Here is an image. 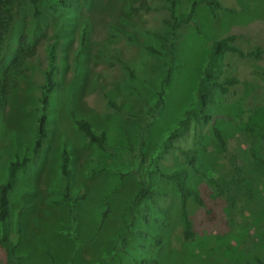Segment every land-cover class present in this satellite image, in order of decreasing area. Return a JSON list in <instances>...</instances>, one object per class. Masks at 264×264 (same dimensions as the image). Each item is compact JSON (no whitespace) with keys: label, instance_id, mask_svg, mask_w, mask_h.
<instances>
[{"label":"rangeland","instance_id":"rangeland-1","mask_svg":"<svg viewBox=\"0 0 264 264\" xmlns=\"http://www.w3.org/2000/svg\"><path fill=\"white\" fill-rule=\"evenodd\" d=\"M218 1L233 12L216 10L212 18L199 3L192 19L176 31L164 106L148 126L144 162L139 167L193 99L212 40L234 33V46L244 52L260 48L261 57L226 53L225 71L239 82L207 108L214 117L201 128L203 148L191 143L190 127L173 141L193 149L196 159V170L185 166L187 183L203 199L202 205L191 199L186 203L192 236L182 237L175 186L153 174L154 194L141 201L145 218L134 223L140 233L123 243V252L113 246L125 229L137 182L132 175L120 177L119 172L131 164L136 153L146 124L144 112L155 98L162 74V58L146 51L145 46L157 45L147 30L164 27L166 0H73L70 7L56 10L41 2L36 16L25 0L20 1L18 18L2 49L0 71L16 49L29 55L3 99L0 182L8 162L27 152L32 143L45 50L55 39L57 86L49 98L47 136L39 156L26 165L25 173L8 193V239L15 241L16 226L19 228L14 248L17 261L0 245V264H10V260L11 264H98L103 255L106 260L100 264H135L137 257L155 258V264H254V256L264 260V142L250 143L246 134L224 117H247L264 133V0ZM140 3L143 7L134 12L131 6ZM174 3L176 14L182 16L190 0ZM84 20L89 30L85 44L79 46ZM108 99L119 109L110 106ZM72 115L84 117L102 130L109 145L127 143L129 151H102L75 128ZM215 128L223 145L214 135ZM61 149H65L71 168L69 194L79 195L74 202V221L61 199ZM181 165L182 157L175 149L158 161L163 171ZM238 179L246 184L248 194ZM104 209L107 213L100 224Z\"/></svg>","mask_w":264,"mask_h":264},{"label":"trees","instance_id":"trees-1","mask_svg":"<svg viewBox=\"0 0 264 264\" xmlns=\"http://www.w3.org/2000/svg\"><path fill=\"white\" fill-rule=\"evenodd\" d=\"M20 1L23 0H0V58L5 39L9 35L12 23L18 18L17 15ZM25 2L31 7L34 16L39 13L38 7L41 2L48 4L53 10H56L57 8H68L73 4V0H25ZM199 3H203L206 6L209 15L212 18L215 17L216 10L233 12L230 8L222 7L218 0H190L187 11L184 15L180 16L176 14L174 0H166L165 8L167 9V17L162 20L164 27L160 30L157 28L147 30L155 38L157 45H146L145 50L162 58L163 69L158 87L155 89V98L152 104L149 105L144 112L146 124L141 131L136 153L132 156L131 164H129L123 172H119L120 177L132 175L137 182V190L128 205L125 229L115 238L113 246L114 250L123 252V243L128 239H133L134 236L140 233L139 230L134 228V223L137 218H145V215L140 210L141 201L143 198L154 194V189L151 186V176L153 174L171 182L175 186L178 196L182 237L188 239L192 236L191 222L186 213V203L188 199H191L196 204L202 205L203 199L201 195L187 183V169L185 166H189L191 169L196 170V159L193 154V149L182 148L174 144L173 141L180 138L190 127L191 143L203 148L201 142V128L214 117L213 114L207 111V108L215 103L217 96L226 94L231 86L239 82L238 78L234 75L227 74L225 71L226 53H233L241 58L250 57L258 59L261 57L260 48L244 52L234 46L232 42L237 36L234 33L212 40L208 48L206 60L201 67L195 85L193 99L185 105L178 118L169 129L161 134L150 152L148 161L140 168L139 166L144 162L143 148L148 133V126L164 106L165 86L169 82L170 73L173 68L172 59L176 47V31L181 25L192 19L194 8ZM142 7L143 4L140 3L136 6L132 5L131 9L135 12L138 8ZM146 9L148 10L149 7L146 6ZM88 30V21L84 20L78 35L79 46L85 44ZM56 44L57 42L55 39L48 44L45 50V67L42 70V83L40 85V93L38 96V106L36 107L37 115L34 120L32 143L27 152L20 156L15 155L8 162L6 176L4 180L0 182V245L6 248L10 258L14 260V262L17 261L14 248L19 240V228L16 226L15 241L8 239V193L19 175L25 173L26 165L30 162H34L38 158L39 151L47 136L49 98L52 96L57 86L56 73L58 65L56 62ZM27 55H29L28 52L18 51V49H16L12 53L7 67L0 71V113L4 96L8 89L14 86V76L19 73L22 61ZM127 70L131 76H134L131 68L128 67ZM107 103L113 108L119 109L111 99H108ZM224 117L233 121L237 128L246 134L250 143L254 140H261L264 142V133L262 132L261 127L257 124L251 123L249 118L242 117L241 115H228ZM72 120L75 128L82 133L89 142L93 143L102 151L110 154H121L129 151V146L125 142L122 144L109 145L106 142L104 132L95 129L86 118L72 115ZM214 135L219 144L223 145L224 142L221 134L216 128L214 129ZM169 149H175L181 155L183 165L163 171L158 166V161ZM249 150L251 153L250 155L254 157L251 147ZM59 155L60 163L58 167L60 170V177L62 178V182L60 183L61 199L68 207L70 220L74 221V202L79 198V195L73 196L69 194L68 190L71 168L68 165V155L65 149H61ZM206 180L215 185L214 180L210 178H206ZM237 182L240 187L244 189L245 193L248 194L246 184L241 179H238ZM106 211L107 210L104 209L100 213V224L106 216ZM71 236L73 237V235ZM105 260L106 255L100 256L97 263L100 264ZM253 260L254 264H264V260L258 256H254ZM134 262L135 264H155L156 259L152 257H137L134 259ZM11 263H13V261L10 260V264Z\"/></svg>","mask_w":264,"mask_h":264}]
</instances>
